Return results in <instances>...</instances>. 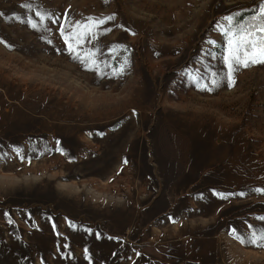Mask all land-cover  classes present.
<instances>
[{
    "label": "rangeland",
    "instance_id": "374dc122",
    "mask_svg": "<svg viewBox=\"0 0 264 264\" xmlns=\"http://www.w3.org/2000/svg\"><path fill=\"white\" fill-rule=\"evenodd\" d=\"M261 3L0 0V264H264V65L229 86L219 30ZM110 16L99 75L61 27Z\"/></svg>",
    "mask_w": 264,
    "mask_h": 264
},
{
    "label": "snow or ice",
    "instance_id": "6c2138e0",
    "mask_svg": "<svg viewBox=\"0 0 264 264\" xmlns=\"http://www.w3.org/2000/svg\"><path fill=\"white\" fill-rule=\"evenodd\" d=\"M112 19H114L112 16L106 18L89 17L86 23L77 22L73 26V30L68 34H65L64 28L61 27V36L67 45L69 54L73 55L74 59L79 60L81 63H86L88 70L96 71L99 75L103 73L100 63L95 59L96 53L89 51L81 55L79 48L86 38H95L97 29ZM224 19L227 21L228 27L225 28L221 25L219 30L227 40V54L223 59L228 69V83L229 86H232L235 82L233 72L237 70V67L248 68L257 64L264 65V3L259 5L256 13L245 23H234L232 16H227ZM31 27L35 28L36 25L32 23ZM125 64H127V61H125ZM123 72L124 67L121 66L113 75H122ZM211 83L215 86L218 85L219 81L213 79ZM200 87L203 90L207 85H200ZM218 195L222 199L226 198L222 194ZM259 219L264 220V217ZM232 235L234 239L242 244L250 243L256 247L264 248V230L253 231L247 238L238 235L235 230H233Z\"/></svg>",
    "mask_w": 264,
    "mask_h": 264
},
{
    "label": "trees",
    "instance_id": "16d2710c",
    "mask_svg": "<svg viewBox=\"0 0 264 264\" xmlns=\"http://www.w3.org/2000/svg\"><path fill=\"white\" fill-rule=\"evenodd\" d=\"M241 19H242V17H237V19L234 21V23H236V22L241 23Z\"/></svg>",
    "mask_w": 264,
    "mask_h": 264
}]
</instances>
